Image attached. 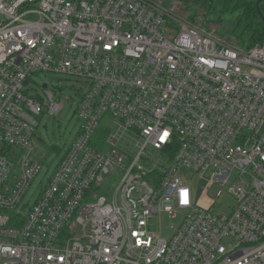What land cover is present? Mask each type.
<instances>
[{
  "label": "built area",
  "instance_id": "1",
  "mask_svg": "<svg viewBox=\"0 0 264 264\" xmlns=\"http://www.w3.org/2000/svg\"><path fill=\"white\" fill-rule=\"evenodd\" d=\"M167 16L155 0H0V264H264V46ZM38 72L87 92L28 206L38 118L64 107L27 91ZM226 188L236 205L214 216Z\"/></svg>",
  "mask_w": 264,
  "mask_h": 264
},
{
  "label": "rangeland",
  "instance_id": "2",
  "mask_svg": "<svg viewBox=\"0 0 264 264\" xmlns=\"http://www.w3.org/2000/svg\"><path fill=\"white\" fill-rule=\"evenodd\" d=\"M158 2L166 10L168 15L167 20H169L172 27H181V24L197 22V27L199 26L201 28V24H207L212 28V31L220 35L225 34L226 37H224L225 39L223 40L214 32H211V35L230 45H235L234 39H230L229 37L236 19L235 15L227 14L222 17L218 14L219 12H215L214 10L207 11L202 6L188 5L175 0H160ZM193 25L196 26V24ZM202 29L206 31L204 27H202ZM257 46L261 45L258 44ZM44 85H47L49 89L54 91L56 98L64 107L62 112L57 116H49L45 113L38 118L39 125L33 139V144L36 149L35 160L40 163L41 171L32 182L23 200L24 204L28 206H32L39 197L43 186L55 172L64 152L68 150L74 142L83 123V120L77 113L81 98L87 92V87L83 81L69 76L38 72L30 77V84L27 87V91L33 95H44L42 90ZM101 127L108 129L112 134L116 129L114 122L110 119L104 120ZM98 135L101 139L105 138V134L103 133L99 132ZM94 140H97V137H95ZM185 176L189 178V186L195 192L198 200L203 193L202 188L204 182L198 175L188 170L185 172ZM117 181V179L111 177L104 189L112 188ZM218 191L219 188L216 187L212 190L210 195L215 197ZM235 205V198L228 193L226 188L216 200V205L211 209V214L214 216L229 215ZM206 206H210V204ZM179 222L180 218L174 221L176 224ZM168 225V220L163 218L162 226L167 227ZM163 235L165 238H169L171 236V230H165Z\"/></svg>",
  "mask_w": 264,
  "mask_h": 264
},
{
  "label": "trees",
  "instance_id": "3",
  "mask_svg": "<svg viewBox=\"0 0 264 264\" xmlns=\"http://www.w3.org/2000/svg\"><path fill=\"white\" fill-rule=\"evenodd\" d=\"M81 1V0H73ZM160 1V0H155ZM180 1L188 5L202 6L207 11L214 10L219 12L222 17L230 14L235 15V21L230 31V39H234V43L237 48L242 50H249L258 44L264 45V22L262 21L256 7L258 0H175ZM215 7V9H214ZM260 10L264 16V2L260 3ZM192 25L197 22H190ZM201 29L204 27L207 32L211 33L212 28L207 24H201ZM195 26V25H194ZM199 27V26H198ZM213 27V26H212ZM200 28V27H199ZM218 37L225 39V34L220 35L216 33Z\"/></svg>",
  "mask_w": 264,
  "mask_h": 264
},
{
  "label": "water",
  "instance_id": "4",
  "mask_svg": "<svg viewBox=\"0 0 264 264\" xmlns=\"http://www.w3.org/2000/svg\"><path fill=\"white\" fill-rule=\"evenodd\" d=\"M262 1L264 2V0H258L257 3H256V7H257V11H258V13H259V15H260L262 21L264 22V16H263V14H262V12H261V10H260V3H261ZM27 85H28V81L25 82V86H27ZM46 87H47V86L44 85V88H46Z\"/></svg>",
  "mask_w": 264,
  "mask_h": 264
}]
</instances>
